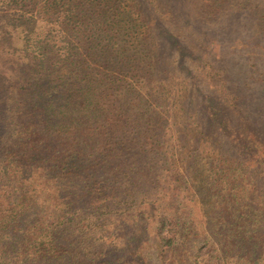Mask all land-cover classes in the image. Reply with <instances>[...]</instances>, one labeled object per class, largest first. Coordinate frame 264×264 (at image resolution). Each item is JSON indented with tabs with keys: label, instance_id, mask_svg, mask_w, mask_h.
Listing matches in <instances>:
<instances>
[{
	"label": "trees",
	"instance_id": "trees-1",
	"mask_svg": "<svg viewBox=\"0 0 264 264\" xmlns=\"http://www.w3.org/2000/svg\"><path fill=\"white\" fill-rule=\"evenodd\" d=\"M200 1V23L252 11L258 15L257 28L264 31V7L258 0ZM0 10L5 18L0 52L19 53V59L33 63L16 83L20 94L12 119L17 132L2 166L19 186L13 194L0 192V264H40L43 258L84 264L85 239L94 248L84 247L95 255L92 264H112L121 258L104 248L97 251L89 233L98 234L106 224L111 229L112 217L108 223L102 216L118 207L126 215L134 212L135 220L144 219L136 225V237L151 228L159 264H176L179 242L189 233L201 234L205 247L216 250L212 237L217 225L209 222L216 207L212 198L231 190L242 166L200 142L194 126L181 125L175 117L179 98L173 99L171 90L156 80L161 55L156 30L168 12L162 1L0 0ZM192 35L193 44L182 51L196 60L210 85L216 79L222 86L219 67L202 56L211 43ZM172 39L182 47L178 36ZM181 58V68L189 72ZM183 90L185 86L181 94ZM2 122L4 117L0 132ZM253 142L250 151L264 157V146L257 151ZM161 171L179 174L176 181L183 180L193 206L206 207L208 216L202 213L194 222L190 205L177 212L175 194L151 198L155 187L149 182L160 185ZM37 204L41 212L25 227L26 241L16 248L9 228ZM196 227L203 231L197 233ZM74 232L82 233L72 238ZM75 240L72 250L61 245ZM141 256L134 253L126 262L144 263Z\"/></svg>",
	"mask_w": 264,
	"mask_h": 264
},
{
	"label": "rangeland",
	"instance_id": "rangeland-1",
	"mask_svg": "<svg viewBox=\"0 0 264 264\" xmlns=\"http://www.w3.org/2000/svg\"><path fill=\"white\" fill-rule=\"evenodd\" d=\"M161 1L169 13L160 16L156 30L161 52L156 80L162 87L171 90L173 99L179 98L178 115L175 117H178L181 125L194 126L199 131L196 138L200 142L213 145L227 157L238 160L242 166L237 170V180L232 183L231 190L212 198L216 207L209 222L217 225L216 238L212 237L213 241H217V249L205 247L202 235L198 233L203 230L196 227L198 234L189 233L179 242L176 264H264V157H256L253 150L251 152L249 149L253 147L248 145L256 139L253 144L257 151L260 145L264 146V31H259L255 24L258 15L252 11L239 15H221L200 23V0ZM258 3L261 8L264 7V0H258ZM3 15L0 10V29L5 28ZM39 26L41 29L45 25L42 22ZM189 35L211 43L208 55L205 56L202 52V56L219 67L216 68V73L222 86L216 79L210 85L196 60L182 51L192 43ZM172 36H178L180 43L183 41L181 48L175 46ZM17 37L16 35L13 39L16 44L19 42ZM18 56L19 53L8 56L0 52V117L6 120L5 123L2 122L4 126L0 132V192L9 189L11 194L15 192L19 182L5 173L2 166L7 145L15 139L17 132L15 120L12 119L15 117L12 109L20 94V91L16 94V83L33 69L31 61L19 59ZM181 56L184 57V67L189 72L181 68ZM182 86L187 90H183L181 94ZM14 96L16 100L9 101V97ZM179 176L161 171L160 185L149 182V186L155 187L151 198L155 194H164L166 197L175 194L178 201L173 202L177 205V212L185 211L184 205H190L193 208L194 222L199 220L202 213L204 217L208 216L209 209L193 206L187 189L182 187L183 180L176 181ZM18 195L19 192L16 197ZM141 197L139 193L138 200ZM222 201L225 202L223 207L219 204ZM40 212L41 206L37 204L9 228L12 233L10 241H14L16 248L25 243V227ZM133 213L126 215L118 207L113 214L102 216L108 223L112 217L114 225L108 229L106 224L98 234L89 233L90 237L96 239V250L104 248L106 252L110 251L113 258H121L111 260L112 264H127L126 260H130L138 252H141L144 260L141 264H159V250L154 233L150 228L145 236L142 234L136 237V225H143L144 219L135 220ZM245 217L252 222L245 224ZM203 227L207 228L205 224ZM78 232H74L72 238H78L82 233ZM249 234L253 235L251 239ZM226 236H229L227 241ZM76 242L77 240L71 245L65 241L61 245L72 250ZM89 243L87 239L81 243L84 264H92L95 257L84 248ZM90 249L94 248L91 246ZM223 256H226V261L222 260ZM40 264L78 263L68 259L43 258Z\"/></svg>",
	"mask_w": 264,
	"mask_h": 264
}]
</instances>
